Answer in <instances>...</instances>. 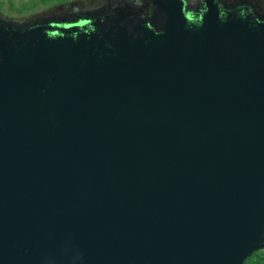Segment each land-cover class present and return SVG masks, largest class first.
I'll return each instance as SVG.
<instances>
[{
  "label": "water",
  "instance_id": "obj_1",
  "mask_svg": "<svg viewBox=\"0 0 264 264\" xmlns=\"http://www.w3.org/2000/svg\"><path fill=\"white\" fill-rule=\"evenodd\" d=\"M164 14L157 34L0 25V264L264 248V23Z\"/></svg>",
  "mask_w": 264,
  "mask_h": 264
},
{
  "label": "flooded vegetation",
  "instance_id": "obj_2",
  "mask_svg": "<svg viewBox=\"0 0 264 264\" xmlns=\"http://www.w3.org/2000/svg\"><path fill=\"white\" fill-rule=\"evenodd\" d=\"M34 1V2H33ZM8 0H3L7 3ZM29 6L13 15V9L0 13V25L11 34L20 35L31 29L46 33L52 25L81 24L91 21L97 29L123 23L129 33L149 28L160 33L165 26L164 11H181L189 25L201 24L203 13L215 7L219 15L249 17L264 23V0H18ZM8 6V5H7ZM223 16V17H224ZM90 25H87L88 29Z\"/></svg>",
  "mask_w": 264,
  "mask_h": 264
},
{
  "label": "trees",
  "instance_id": "obj_3",
  "mask_svg": "<svg viewBox=\"0 0 264 264\" xmlns=\"http://www.w3.org/2000/svg\"><path fill=\"white\" fill-rule=\"evenodd\" d=\"M34 2V1H33ZM11 5V0H8L7 3H3V0H0V5L2 4ZM244 264H264V248L255 251L245 262Z\"/></svg>",
  "mask_w": 264,
  "mask_h": 264
},
{
  "label": "rangeland",
  "instance_id": "obj_4",
  "mask_svg": "<svg viewBox=\"0 0 264 264\" xmlns=\"http://www.w3.org/2000/svg\"><path fill=\"white\" fill-rule=\"evenodd\" d=\"M11 1H14L13 3L15 4V3H17L18 0H11ZM4 5H5L4 7L7 8V9H13V11H14L13 15H15V13L16 14H20L19 11H21V10L25 9L26 7H28L29 3L19 2L16 5H13L12 3H11V5H8V6H7V4H4ZM5 8L1 7V5H0V13H6V11H5L6 9Z\"/></svg>",
  "mask_w": 264,
  "mask_h": 264
}]
</instances>
